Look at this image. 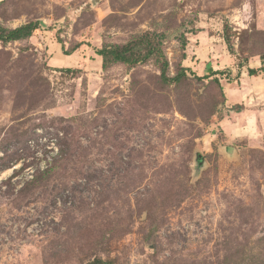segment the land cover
<instances>
[{
    "label": "rangeland",
    "instance_id": "374dc122",
    "mask_svg": "<svg viewBox=\"0 0 264 264\" xmlns=\"http://www.w3.org/2000/svg\"><path fill=\"white\" fill-rule=\"evenodd\" d=\"M29 21L0 42V264H264V0H0ZM145 31L164 75L102 68Z\"/></svg>",
    "mask_w": 264,
    "mask_h": 264
},
{
    "label": "trees",
    "instance_id": "16d2710c",
    "mask_svg": "<svg viewBox=\"0 0 264 264\" xmlns=\"http://www.w3.org/2000/svg\"><path fill=\"white\" fill-rule=\"evenodd\" d=\"M39 29L38 21H29L17 27L5 26L0 22V42L6 45L9 42L21 41L31 37ZM224 39L230 48L229 37L225 34ZM162 34L152 31H145L136 35L126 43L103 44L101 48L96 49V53L102 58V68L107 69L116 63H125L134 65L144 62L148 59H155L159 64L162 74L166 72L168 62L163 60L161 50ZM74 51H65L67 55ZM262 65L258 69L249 68V74H256L258 70L264 72V54L261 55ZM212 76V75H211ZM205 74L204 78L211 77ZM216 81L219 83L218 79ZM91 264H114L110 260L96 259Z\"/></svg>",
    "mask_w": 264,
    "mask_h": 264
},
{
    "label": "crops",
    "instance_id": "0c3cea01",
    "mask_svg": "<svg viewBox=\"0 0 264 264\" xmlns=\"http://www.w3.org/2000/svg\"><path fill=\"white\" fill-rule=\"evenodd\" d=\"M255 63L256 64L254 66H251L250 64L248 66L250 68L258 69L262 65L261 60L260 61L255 60ZM211 67L213 69V67H214L213 64H211ZM241 76H242V77H240L241 83L246 82V83H250L251 85L256 84L258 86L264 85V72H262L260 70H258V72L256 74H249L248 69H245L241 72ZM229 88L231 90L230 98L232 100V103H234L233 101H238V99H239V101L245 100L244 104L248 105V103L251 101L250 99H255L254 95L250 96V94H249L250 88L248 86L243 85L241 88H244V89H236L235 87H229ZM251 89H254V88L252 87ZM239 93H244V97L242 98ZM238 97H240V98H238ZM246 110L250 111V108H247Z\"/></svg>",
    "mask_w": 264,
    "mask_h": 264
},
{
    "label": "water",
    "instance_id": "95a60500",
    "mask_svg": "<svg viewBox=\"0 0 264 264\" xmlns=\"http://www.w3.org/2000/svg\"><path fill=\"white\" fill-rule=\"evenodd\" d=\"M93 3H96V0H93ZM225 151L227 152V154L229 155H233L236 152V148L234 146H224ZM200 154H197V160L199 159ZM200 164L203 163V161H199Z\"/></svg>",
    "mask_w": 264,
    "mask_h": 264
}]
</instances>
